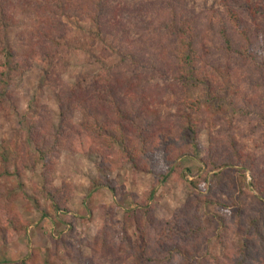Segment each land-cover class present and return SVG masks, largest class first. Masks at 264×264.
I'll return each mask as SVG.
<instances>
[{"label": "rangeland", "instance_id": "rangeland-1", "mask_svg": "<svg viewBox=\"0 0 264 264\" xmlns=\"http://www.w3.org/2000/svg\"><path fill=\"white\" fill-rule=\"evenodd\" d=\"M10 1L17 15L9 39L24 61L23 40L25 43L40 23L37 14L41 4L36 3L40 0ZM128 1L130 7L137 8V12L125 17L131 38H139L145 27L151 32L154 28L160 30L159 26L162 29L160 13L169 7V0ZM183 10L197 23V46L204 74L215 78L217 83L212 91L204 84L180 87L178 92L165 97L164 104L156 105L163 119L178 123L177 115L187 110L194 114L193 120L200 126L197 140L193 142L192 135L186 134L188 140L175 152L173 174L169 171L166 175L155 174L127 162L116 163L111 165L107 182L114 190L106 186L95 189L93 182L99 178L97 167L101 156L64 149L50 176V184L62 188L69 197L70 212L55 215L50 209L49 196L40 193L45 171L42 164L36 169H23L20 177L12 175L15 163L21 164L19 152L25 140L20 115L39 105L49 111L58 125L59 89L49 86L46 76H60L71 86L93 84L119 63L120 57L114 52L116 40L100 34L90 21L65 19L66 38L53 63L32 59L27 70L12 80L13 97L0 104V192L10 197L15 212L29 224V229L24 236L11 234L6 243L0 242V264H20L32 256L33 264H168L167 247L185 244V232L200 221L210 239L203 237L202 241H206L199 262L216 264L215 259H223L230 242L238 243L234 234L236 215L242 211L245 219L264 213V195L252 184L254 176L264 181V0H184ZM227 10L237 14L235 19ZM224 30L233 40L232 52L226 48ZM155 36L150 35L152 42L158 41ZM246 45L249 49L244 54ZM49 64L55 69H50ZM182 97L201 99L203 115L183 109ZM84 121L78 111L76 124ZM213 142L221 157L230 158L234 146L251 159L249 162L253 161V167L251 164L241 167L247 183L243 187V174L235 171L239 167L224 170L223 193L217 191V198L227 205L198 210L188 204L196 191L191 182L206 174L208 167L203 160L214 150ZM202 190L205 195L213 192L210 183ZM145 204H149L151 216L146 241L129 215ZM12 214L0 212V232L3 222L10 220ZM196 216L200 219L197 223ZM222 219L228 232L224 231ZM101 240L109 250L100 251L97 242ZM149 256L153 260H148Z\"/></svg>", "mask_w": 264, "mask_h": 264}, {"label": "trees", "instance_id": "trees-1", "mask_svg": "<svg viewBox=\"0 0 264 264\" xmlns=\"http://www.w3.org/2000/svg\"><path fill=\"white\" fill-rule=\"evenodd\" d=\"M128 0H40L38 16L40 23L29 34L25 46L22 47L24 61L18 49L10 41L15 25V7L10 0H0V104L10 101L13 94L11 82L16 76L23 74L31 64L32 59L53 63L58 51L66 38L65 19L78 18L90 21L97 27L100 34L113 37L115 53L120 57L119 63L102 74L93 84L85 86L77 83L74 86L66 84L59 77L46 76L49 86L56 90L60 103V123L55 120L44 107L32 106L20 115L19 124L25 134L23 150L19 152L21 164L15 163L12 175L20 177L23 169H36L42 164L43 186L40 193H46L51 201V210L58 215L60 212H70L67 207L69 197L62 188L51 186V174L64 149L78 151L86 156L98 153L101 162L98 164L99 178L93 182V188L109 187L108 172L111 165L127 162L137 169H147L151 173L166 175L175 172L174 154L180 151L188 140L186 134L192 135V141L198 138L200 127L193 120V115L185 110L177 115L179 122L163 119L156 105L164 104L165 97L170 92H178L180 87L207 85L212 91L215 78L204 74L201 66L200 49L197 46L199 30L195 19L186 16L183 10L184 0H169V7L160 13L161 27L154 33L145 27L139 33V38L133 39L125 24L129 13L137 12L130 7ZM228 11V10H227ZM229 13L231 11H228ZM127 14V15H126ZM234 19L235 12L230 13ZM140 27V26H138ZM144 28V27H140ZM140 30V29H138ZM156 33V36H155ZM228 52L234 48L233 40L222 31ZM150 35L158 38L152 42ZM147 37L150 39V42ZM249 49L246 45L242 50L245 54ZM49 64V65H50ZM50 69H55L50 65ZM55 71L52 72V74ZM158 81L163 82L161 85ZM192 82V83H191ZM214 95V94H212ZM216 98V96H214ZM183 109H190L197 115H203L204 102L201 99L180 100ZM81 112L84 123L76 124L75 115ZM193 144V143H192ZM203 160L208 170L204 176L194 179L191 184L196 189L189 199V207L204 208L206 206H224L227 202L217 198V191L223 193L224 170L235 169L243 174L241 187L245 186L246 174L242 166L253 167V161L237 150L233 145L231 157L220 156L217 145ZM120 146L121 149H118ZM194 151H195V146ZM184 155H189L186 153ZM5 160H8L3 154ZM251 160V159H250ZM213 173V174H212ZM212 177V180L210 179ZM231 180H233L231 178ZM210 183L211 194H203V186ZM233 183V182H232ZM253 186L264 195V181L253 177ZM230 188H233L232 184ZM114 190V188L112 187ZM154 194L151 195L153 197ZM129 215L137 222L138 229L144 235L145 241L148 226L151 221L149 204L139 206ZM9 196L0 192V212L9 211L10 220L3 222L0 232V242L6 243L11 234L24 236L29 229L16 212ZM243 218L240 211L237 217L236 231L238 243L230 242L222 258H216V264H264V213ZM197 217V221L200 219ZM224 231L228 226L224 219ZM1 222V221H0ZM193 224V223H191ZM187 242L175 243L167 247L168 264H200L199 255L202 251L203 237L210 239L208 232L200 224L185 232ZM97 245L102 251L107 247L104 240ZM164 247V245H163ZM149 253V252H147ZM33 257V256H32ZM20 264H33V258ZM148 260H153L152 256ZM12 264V263H11Z\"/></svg>", "mask_w": 264, "mask_h": 264}]
</instances>
